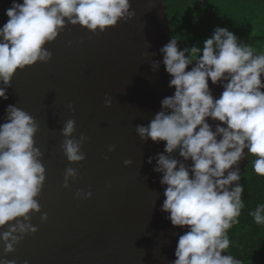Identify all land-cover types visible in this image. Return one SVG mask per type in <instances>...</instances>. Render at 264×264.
I'll list each match as a JSON object with an SVG mask.
<instances>
[{
	"label": "water",
	"instance_id": "95a60500",
	"mask_svg": "<svg viewBox=\"0 0 264 264\" xmlns=\"http://www.w3.org/2000/svg\"><path fill=\"white\" fill-rule=\"evenodd\" d=\"M12 2L0 0V27L9 19L5 11ZM130 10L133 17L104 32L66 24L57 39L46 44L52 58L18 69L7 88L8 99L0 97V124L6 122L8 105L36 119L35 141L46 169L37 197L41 213H31L38 231L26 235L12 253L5 254L0 241V258L16 264H171L176 259L179 236L187 228L166 219L168 213L161 209L167 186L160 182L163 173L154 171L155 157L165 152L166 142L145 141L136 132L175 92L160 52L171 40L170 21L164 0H131ZM154 62L160 63L155 71ZM209 88L216 98L224 90L210 78ZM106 96L112 98L111 106L105 105ZM68 119L76 120L75 138L81 134L90 138L82 147L84 161H68L60 147ZM206 119L213 129L216 123L226 126ZM110 145H116L115 151H109ZM244 151L246 156L233 166L240 174L248 163V149ZM174 156L192 163L178 153ZM126 159L131 164L125 165ZM69 166L79 175L65 188ZM78 189L91 191V198H75ZM44 212L46 222L40 219ZM5 230L7 226L0 228Z\"/></svg>",
	"mask_w": 264,
	"mask_h": 264
},
{
	"label": "clouds",
	"instance_id": "9594fccd",
	"mask_svg": "<svg viewBox=\"0 0 264 264\" xmlns=\"http://www.w3.org/2000/svg\"><path fill=\"white\" fill-rule=\"evenodd\" d=\"M130 9L131 0H13L5 11L9 19L0 27V97L8 99L7 88L18 69L52 58L46 44L55 41L66 24L104 32L133 17L135 12ZM160 52L171 76L169 87L175 92L162 100V110L150 123L138 125L136 132L142 140L166 142L167 155L157 153L154 168L163 173L160 182L167 186L161 210L168 213L166 219L172 225L187 228L179 236L171 264H241L222 253L230 245L227 230L239 223L244 207L240 169L233 166L246 156V148L256 157L252 162L255 173L264 176V53H255L228 28L219 26L202 49L181 50L178 39L172 38ZM189 65L191 70H186ZM159 66L154 62L153 70ZM209 78L222 85L219 98L213 96ZM105 105H112L110 96ZM68 108L75 111L73 104ZM6 114V122L0 124V228L7 226L0 232V241L5 254L38 231L31 223V213H41L37 197L46 181L43 152L35 141L39 124L15 105H8ZM209 117L226 126L216 123L213 129ZM61 132L60 147L68 161H84L82 147L90 138L84 134L74 137L76 120L68 119ZM115 149L116 145L109 146V151ZM174 152L183 161L191 160V165L177 159ZM131 162L126 159L124 164ZM78 175L76 168L67 167L63 187L70 188L69 180ZM91 196V191L82 189L75 193L77 199ZM249 215L256 224H264V204ZM40 219L46 222L48 214L42 213ZM0 264L16 261L5 256Z\"/></svg>",
	"mask_w": 264,
	"mask_h": 264
},
{
	"label": "trees",
	"instance_id": "16d2710c",
	"mask_svg": "<svg viewBox=\"0 0 264 264\" xmlns=\"http://www.w3.org/2000/svg\"><path fill=\"white\" fill-rule=\"evenodd\" d=\"M164 3L171 39H178L181 50L192 46L202 49L205 39L219 26L228 28L254 52L264 53V0H164ZM255 159L248 154L245 172L238 182L244 187V207L239 223L227 230L230 245L226 251L241 264H264V224H256L249 215L264 204V176L255 173L252 163Z\"/></svg>",
	"mask_w": 264,
	"mask_h": 264
}]
</instances>
